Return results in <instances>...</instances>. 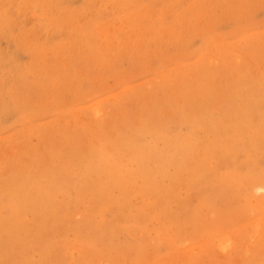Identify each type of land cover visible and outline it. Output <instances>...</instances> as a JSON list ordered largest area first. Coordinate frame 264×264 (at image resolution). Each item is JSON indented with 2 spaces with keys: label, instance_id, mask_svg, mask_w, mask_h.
<instances>
[{
  "label": "rangeland",
  "instance_id": "rangeland-1",
  "mask_svg": "<svg viewBox=\"0 0 264 264\" xmlns=\"http://www.w3.org/2000/svg\"><path fill=\"white\" fill-rule=\"evenodd\" d=\"M0 190V264H264V0H0Z\"/></svg>",
  "mask_w": 264,
  "mask_h": 264
},
{
  "label": "bare ground",
  "instance_id": "bare-ground-1",
  "mask_svg": "<svg viewBox=\"0 0 264 264\" xmlns=\"http://www.w3.org/2000/svg\"><path fill=\"white\" fill-rule=\"evenodd\" d=\"M34 2V1H33ZM123 3V2H122ZM19 4V3H18ZM102 4V3H101ZM125 4V3H124ZM19 7V6H18ZM37 7V6H36ZM47 7V6H46ZM126 7V6H125ZM7 8V7H6ZM45 8V7H44ZM133 9V8H132ZM59 11V10H58ZM83 13V12H82ZM131 13V12H130ZM125 17V16H124ZM123 18V17H122ZM127 18V17H126ZM84 19V18H83ZM123 19H125V18H123ZM81 20V19H80ZM53 21V20H52ZM107 25H109V24H107ZM78 26V25H77ZM80 26H81V24H80ZM107 27V26H106ZM118 27V26H117ZM121 27V26H120ZM81 28V27H80ZM104 28H105V26H104ZM110 28V27H109ZM112 28V27H111ZM103 29V28H102ZM91 30V29H90ZM95 33V32H94ZM4 34V33H3ZM110 34V33H109ZM105 35H107V34H105ZM104 35V36H105ZM98 36V35H97ZM90 40H92V39H90ZM99 40H100V37H99ZM112 41V40H111ZM90 43V42H89ZM91 43H92V41H91ZM93 45V44H92ZM56 47V46H55ZM86 47H88V46H86ZM59 50V49H58ZM60 51V50H59ZM31 55V54H30ZM94 56V55H93ZM31 57V56H30ZM41 58V57H40ZM43 60V59H42ZM31 61V60H30ZM50 64V63H49ZM26 82V81H25ZM176 100V99H175ZM103 104V103H102ZM101 104V105H102ZM113 104H114V102H113ZM100 107V106H99ZM96 108H98V107H96ZM99 109V108H98ZM108 110V109H107ZM101 111V110H100ZM101 113V112H100ZM110 113V112H109ZM113 113V112H112ZM79 115V114H78ZM92 115H95V113L94 114H92ZM99 115V113H97V116ZM102 115V114H101ZM101 115H100V118H101ZM105 116V115H104ZM75 117V116H74ZM77 118V117H76ZM98 118V117H97ZM96 118V119H97ZM102 120H103V118H101ZM106 121V120H105ZM82 123V122H81ZM111 123V122H110ZM95 125V124H94ZM231 125V124H230ZM89 126V125H88ZM132 126V125H131ZM90 127V126H89ZM111 127V126H110ZM26 128V127H25ZM27 128H29V126L27 127ZM89 129V128H88ZM94 131V130H93ZM105 131V130H104ZM24 132V131H23ZM22 133V132H21ZM89 133V132H88ZM87 133V134H88ZM92 133V132H91ZM103 133V132H102ZM227 133V132H226ZM118 135H120V134H118ZM99 136V135H98ZM71 137V136H70ZM17 138V137H16ZM204 138H205V136H204ZM40 140V139H39ZM64 140V139H63ZM96 140H97V138H96ZM27 141V140H26ZM37 141V140H36ZM204 141V140H203ZM227 141V140H226ZM14 142V141H13ZM29 142V141H28ZM36 143V142H35ZM201 143V142H200ZM214 143V142H213ZM69 144V143H68ZM211 144V143H210ZM26 145H28V144H26ZM29 146V145H28ZM211 146V145H210ZM24 147V146H23ZM30 147V146H29ZM39 147V146H38ZM76 148V147H75ZM122 148V147H121ZM120 148V149H121ZM219 148V147H218ZM215 149V148H214ZM40 150V149H39ZM73 150V149H72ZM122 150V149H121ZM17 151V150H16ZM28 151H30V150H28ZM27 151V152H28ZM71 151V150H70ZM129 151V150H128ZM131 151V150H130ZM35 152V151H34ZM134 152V151H133ZM68 153V152H67ZM124 153V152H123ZM71 154V153H70ZM128 156H129V154H128ZM137 156V155H136ZM217 156V155H216ZM118 158V157H117ZM132 159V158H131ZM118 160H119V158H118ZM122 160V159H121ZM42 163V162H41ZM99 163V162H98ZM209 163V162H208ZM121 165H122V163H121ZM128 167V166H127ZM143 167V166H142ZM149 167V166H148ZM136 168V167H135ZM140 168V167H139ZM52 170V169H51ZM136 170V169H135ZM142 170V169H141ZM44 171V170H43ZM119 173V172H118ZM125 173V172H124ZM123 173V174H124ZM152 173V172H151ZM26 174V173H25ZM127 174V173H126ZM131 174V173H130ZM139 174V173H138ZM53 175V174H52ZM30 177H31V175H30ZM26 178V177H25ZM63 178V177H62ZM125 178V177H124ZM151 178V177H150ZM50 179L52 180V178L50 177ZM55 179V178H54ZM27 180V179H26ZM90 180V179H89ZM35 181V180H34ZM33 181V182H34ZM125 181V180H124ZM151 181H152V179H151ZM121 182V181H120ZM27 183V182H26ZM30 183V182H29ZM54 183V182H53ZM10 184V183H9ZM8 184V185H9ZM23 184V183H22ZM21 184V185H22ZM50 184V183H49ZM48 184V185H49ZM133 184H135V183H133ZM5 185V184H4ZM7 185V186H8ZM19 185V184H18ZM41 185H43V184H41ZM53 185V184H52ZM6 186V187H7ZM40 186V185H39ZM64 186V185H63ZM130 186V185H129ZM12 187V186H11ZM4 188V187H3ZM13 188V187H12ZM34 188V187H33ZM82 188V187H81ZM118 188V187H117ZM62 189V188H61ZM101 189V188H100ZM158 189V188H157ZM31 190V189H30ZM34 190H36V189H34ZM43 190V189H42ZM184 190V189H183ZM1 191V190H0ZM164 191V190H163ZM8 193V192H7ZM29 193V192H28ZM35 193V192H34ZM33 193V194H34ZM55 193V192H54ZM60 193V192H59ZM58 193V194H59ZM7 195V194H6ZM41 195V194H40ZM53 195V194H52ZM113 195V194H112ZM67 196V195H66ZM172 196V195H171ZM170 196V197H171ZM53 198V197H52ZM32 199V198H31ZM59 199V198H58ZM19 200V199H18ZM23 202V201H22ZM37 202V201H36ZM179 202V201H178ZM28 203V202H27ZM64 203V202H63ZM155 203V202H154ZM20 204V203H19ZM98 204V203H97ZM32 206V205H31ZM153 206V205H152ZM144 207V206H143ZM146 207V206H145ZM12 208V207H11ZM147 208V207H146ZM148 210V209H147ZM10 212H11V210H10ZM159 213V212H158ZM20 214V213H19ZM14 216V215H13ZM16 216V215H15ZM25 218H27V217H25ZM28 220V219H27ZM52 220V219H51ZM10 221V220H9ZM133 221V220H132ZM15 223V222H14ZM9 224V223H8ZM38 224V223H37ZM12 225V224H11ZM31 225V224H30ZM33 225V224H32ZM58 225V224H57ZM16 226V225H15ZM27 228V227H26ZM44 234V233H43ZM48 237V236H47ZM45 239V238H44ZM43 240V239H42ZM20 241V240H19ZM17 244V243H16ZM45 244V243H44ZM51 245V244H50ZM53 245V244H52ZM9 252H10V250H9ZM5 254V253H4ZM28 255V254H27ZM4 257V256H3ZM21 257V256H20ZM9 258V257H8ZM32 261V260H31Z\"/></svg>",
  "mask_w": 264,
  "mask_h": 264
}]
</instances>
